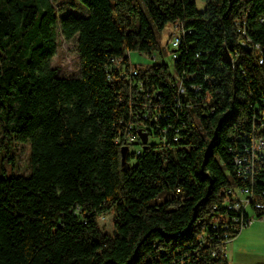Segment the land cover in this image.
I'll return each instance as SVG.
<instances>
[{
    "label": "trees",
    "instance_id": "obj_1",
    "mask_svg": "<svg viewBox=\"0 0 264 264\" xmlns=\"http://www.w3.org/2000/svg\"><path fill=\"white\" fill-rule=\"evenodd\" d=\"M79 1L89 15L0 0V145H31V173L0 176V264H230L228 190L248 186L263 216L264 155L247 178L235 159L264 137V0ZM58 29L78 40L79 76L51 64ZM132 51L152 61L128 78ZM130 125L149 141L123 164Z\"/></svg>",
    "mask_w": 264,
    "mask_h": 264
},
{
    "label": "rangeland",
    "instance_id": "obj_2",
    "mask_svg": "<svg viewBox=\"0 0 264 264\" xmlns=\"http://www.w3.org/2000/svg\"><path fill=\"white\" fill-rule=\"evenodd\" d=\"M55 4V7L58 10L59 16L64 15L69 12H73L79 15L87 16L89 15V9L82 4L79 0H52ZM197 3V8L199 10L205 9V1L204 0H195ZM87 14V15H86ZM180 30V27L175 24H170L164 30L161 39L160 45L163 48V55L165 60L170 63V55L171 48L170 45L172 42V37L177 34ZM78 40L77 38L66 39L60 29H58V51L54 56L51 64L53 67H57L60 71L61 76L65 77H76L79 76L81 71V56L78 51ZM131 62L133 66L136 65H147L152 59L147 57L146 55L140 54L136 51H132L130 53ZM142 132V128H139ZM138 130V131H139ZM2 137L1 129H0V140ZM158 139L156 137H152L151 142L155 143ZM7 151L3 145H0V176L4 175H22L28 176L31 173L30 167V155H31V145L30 143H22L18 141H12ZM137 149V148H136ZM261 221H255L251 226L245 228L247 229H256V235L252 238V241L247 239L246 232L241 236L239 240H237L236 244H242L241 249H246L250 251H259L264 248V225L262 229H260L259 225ZM99 224L103 231L105 232H113L114 230V215L112 213L103 214L99 218ZM257 236V238H256ZM260 241L259 242L257 241ZM231 245H228L227 249H230Z\"/></svg>",
    "mask_w": 264,
    "mask_h": 264
},
{
    "label": "built area",
    "instance_id": "obj_3",
    "mask_svg": "<svg viewBox=\"0 0 264 264\" xmlns=\"http://www.w3.org/2000/svg\"><path fill=\"white\" fill-rule=\"evenodd\" d=\"M181 41H182L181 32L178 31L177 34H175L172 37V42H171L172 44L171 55L173 54L174 60L177 58L176 50L179 48ZM243 44H247V43L243 42ZM137 73L138 70L131 64L130 74L128 78L134 77L135 75H137ZM175 77L178 79V81L180 80L179 76L176 73H175ZM178 83L180 85V82ZM182 91L184 90L182 89ZM261 127L264 129V113H263V122L261 123ZM129 128H130L129 133L125 136V145L129 146V149L130 148L132 149L133 148L132 145L139 144L140 141L139 139L141 138H140V134L138 133V130L136 132L133 131L134 129L133 125H130ZM144 132L147 133L146 131ZM245 152H246V156L241 158H236L235 162L236 164L241 165L243 167V169H241L240 174H243L247 178L249 175H252L253 172L255 171V161L258 162L260 160V157L264 155V137L255 139L252 142L251 147L246 148ZM251 157L252 160L249 159ZM228 193L233 196V199L227 202L228 208L239 212L241 215L240 218L241 231L251 226L255 221L264 219V203L262 202L255 203V208L258 211L263 212L262 214L263 216L261 218H257L254 214H252V212L249 211L251 210L250 205L253 199V192L248 186H244L239 189H229ZM246 211H249L251 214L249 215L247 220H244ZM235 220L239 221V218H236ZM232 240H227L223 248L226 255H227V246Z\"/></svg>",
    "mask_w": 264,
    "mask_h": 264
},
{
    "label": "crops",
    "instance_id": "obj_4",
    "mask_svg": "<svg viewBox=\"0 0 264 264\" xmlns=\"http://www.w3.org/2000/svg\"><path fill=\"white\" fill-rule=\"evenodd\" d=\"M261 223L259 225L260 229H262V226L264 225V219L259 220ZM246 232V233H245ZM246 234L247 239L252 241V238L254 235H256V229H244L241 231V233L234 238L228 245H231L230 249H227V257L230 264H264V248L257 251H250L248 250V247L246 249H241L242 244H236L237 240L241 238L243 234ZM257 238V236H256ZM257 242L260 241L258 240ZM228 248V246H227Z\"/></svg>",
    "mask_w": 264,
    "mask_h": 264
},
{
    "label": "water",
    "instance_id": "obj_5",
    "mask_svg": "<svg viewBox=\"0 0 264 264\" xmlns=\"http://www.w3.org/2000/svg\"><path fill=\"white\" fill-rule=\"evenodd\" d=\"M139 134L141 136L142 142L146 145L148 143V140H149V135L145 132H142L141 130H139ZM128 150H129V146H127V145H125L121 148V155H122L123 164H125L127 161Z\"/></svg>",
    "mask_w": 264,
    "mask_h": 264
}]
</instances>
